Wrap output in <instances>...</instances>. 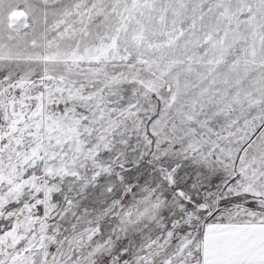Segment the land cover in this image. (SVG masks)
Returning <instances> with one entry per match:
<instances>
[{"label": "snow or ice", "instance_id": "6c2138e0", "mask_svg": "<svg viewBox=\"0 0 264 264\" xmlns=\"http://www.w3.org/2000/svg\"><path fill=\"white\" fill-rule=\"evenodd\" d=\"M0 264H264V0H0Z\"/></svg>", "mask_w": 264, "mask_h": 264}]
</instances>
